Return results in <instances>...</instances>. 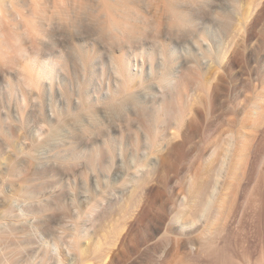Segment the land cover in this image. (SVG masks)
<instances>
[{
  "label": "rangeland",
  "instance_id": "1",
  "mask_svg": "<svg viewBox=\"0 0 264 264\" xmlns=\"http://www.w3.org/2000/svg\"><path fill=\"white\" fill-rule=\"evenodd\" d=\"M20 1L52 37L4 1L0 264H264V0Z\"/></svg>",
  "mask_w": 264,
  "mask_h": 264
},
{
  "label": "bare ground",
  "instance_id": "2",
  "mask_svg": "<svg viewBox=\"0 0 264 264\" xmlns=\"http://www.w3.org/2000/svg\"><path fill=\"white\" fill-rule=\"evenodd\" d=\"M5 0H0V14L2 13L3 14V16L6 18V19H8V20H6V21H10L11 22V20H9L10 18L11 19H15V14H13V16H11V13L9 12L8 13V11L6 10V8H5V4H6V2H4ZM37 1V0H36ZM170 2V1H169ZM5 3V4H4ZM8 3H9V6H11L16 12H17V14H18V18H21V19H26V21L27 22H29L28 24L29 25H27V26H29L31 29L30 30H32V32H30L29 33V35H31L32 34V37L36 40V41H40V42H42V41H44L47 37L48 38H51L52 36H50L49 35V32L47 33L45 30L46 29H42L41 27H38V26H36L35 24H39L40 22H38V21H36V19H35V15H31L30 17H28V18H25V16H29L28 15V13L26 14V12H25V9H24V5L21 3V1L20 0H8ZM165 3H168V1H166ZM171 4V2L170 3H168V5L171 7L172 5H170ZM83 7V6H82ZM84 8V7H83ZM179 11H182V9L180 10L179 9ZM110 13V12H109ZM179 14H180V12H178ZM182 14V16L184 17L183 19L186 21V22H188L189 21V17H186V13L184 12L183 13V11L181 12ZM111 14V13H110ZM174 14H177V11L174 13ZM173 15V14H172ZM181 15H178V17H180ZM110 16V15H109ZM177 17V19H178V21L179 20H181L182 21V19H180V18H178ZM111 18V17H110ZM172 18H176V17H174V15L172 16ZM112 19V18H111ZM115 19V18H114ZM68 21H70V20H68ZM104 21V20H103ZM174 21H176V20H174ZM177 21V22H178ZM185 21H183V22H185ZM176 22V23H177ZM183 22L181 23V25H185V23L183 24ZM35 23V24H34ZM106 23V22H105ZM116 22H114L113 20H109V22H108V26L110 27V28H112L113 29V31H117V33L115 34V36H117L118 35V37H124V39H125V42H126V44L125 45H127L126 46V51L124 52V54H122V55H120L119 57H116L117 59H118V61L116 62V60H115V58H114V60H113V63H112V69H114L115 70V72L116 73H118L119 75H121V77H122V79L127 83V82H129V81H131L132 79H133V75L134 74H136L137 72H134L133 71V66H131V63H130V61L126 58V53H127V51H129V52H131V50L133 49L132 47H131V45H135V46H137V45H139V43H140V39L145 35V32L143 31V29L142 30H139V28L138 29H135V28H128V29H126V28H124L125 26L123 25H119L120 23H118V25H116L115 24ZM179 23V22H178ZM53 25V23H50V26H52ZM55 24V23H54ZM11 25H12V23H11ZM108 27V28H109ZM130 27V26H129ZM132 27V26H131ZM133 27H134V25H133ZM185 27H186V25H185ZM10 28V27H9ZM103 31V30H102ZM112 31V32H113ZM100 32V31H99ZM103 33V32H102ZM52 34V33H51ZM3 35V34H2ZM20 35H22V34H20ZM102 35V34H101ZM152 35V34H151ZM103 36V35H102ZM106 36V35H105ZM20 37V36H19ZM31 37V38H32ZM109 37V36H108ZM47 38V39H48ZM108 39H110V40H112V42H113V40H114V44H115V46L117 47V48H119V49H121V50H123V48H124V46H122L121 44H120V40L118 39V38H115V37H113V39L111 38V37H109ZM117 39V40H116ZM80 49V48H79ZM144 49V48H143ZM143 49L141 50V51H143ZM163 53H169V50L168 49H165V48H163ZM0 52H1V48H0ZM80 53L83 55V56H88L89 55V53L85 50V49H81L80 50ZM142 55H147V56H150V52H146V51H143L142 52ZM151 56H152V54H151ZM169 59L170 58H167L166 59V61L167 62H170L169 61ZM34 66H36V65H34ZM155 67V66H154ZM39 68V70H40V75H45V73H47L46 71H45V69H44V67H38ZM168 68V67H167ZM166 68V69H167ZM165 69V70H166ZM171 69V68H170ZM138 70V69H137ZM32 80V79H31ZM32 83H34V81L32 80L31 81ZM87 92V90H85V93ZM85 101V98H81V100H80V105L78 106V108L83 112V111H86L87 109H88V105H87V103L86 102H84ZM184 103V102H183ZM181 104H182V102H181ZM114 107V106H113ZM114 108H111V110L112 111H114L113 110ZM115 109H117L116 108V106H115ZM78 110V109H77ZM78 111V114L77 115H79L80 113L79 112H81V111ZM118 110V109H117ZM88 111V110H87ZM116 111V110H115ZM180 111V110H179ZM179 111H178V113L177 114H179ZM77 112V111H76ZM82 112H81V114H82ZM156 112V111H155ZM91 113H93V112H91ZM74 115H75V113H73ZM156 114V113H155ZM180 114H181V111H180ZM74 115H73V118H74ZM76 115V118L77 117H79V116H77ZM151 115V114H150ZM161 115V114H160ZM158 116V115H157ZM178 116V115H177ZM181 116V115H180ZM180 116H178L179 118H180ZM153 117L154 118H156L155 117V115H153ZM159 117V116H158ZM161 117V116H160ZM78 119V118H77ZM80 119H81V115H80ZM153 119V118H152ZM161 119V118H160ZM155 120V122H156V120L158 121V118H156V119H154ZM78 121H80V120H78ZM157 123V122H156ZM156 134H157V130H156ZM156 136V135H155ZM8 149H10L9 147H8ZM7 149V150H8ZM14 150H12L8 155H10L12 152H13ZM16 155V152L14 151L11 155H10V157L9 158H7V160L6 161H4V167H7L8 166V168H9V171L11 170V169H14L15 168V163L14 162H12L13 161V156H15ZM93 159V158H92ZM24 161H27V158L26 159H24L23 160V162ZM91 163H93V160H92V162ZM94 165V164H93ZM1 173V172H0ZM1 178V177H0ZM2 179H0V181H1ZM10 180V179H9ZM15 185H16V183H15V181L14 180H10V182H9V186H10V188H12V189H14V187H15ZM11 189V190H12ZM2 202L3 203H5V204H9L10 203V198H9V196H3L2 197ZM193 242H195L197 245H199V248L203 251V252H205V253H207V254H209V256H210V254H214L213 252H215L216 253V251H218L219 249L216 247V245H215V238H214V236L213 235H200V236H197V238L195 239V241H193ZM218 249V250H217ZM212 256V255H211Z\"/></svg>",
  "mask_w": 264,
  "mask_h": 264
}]
</instances>
